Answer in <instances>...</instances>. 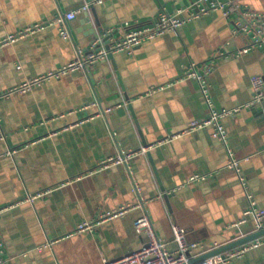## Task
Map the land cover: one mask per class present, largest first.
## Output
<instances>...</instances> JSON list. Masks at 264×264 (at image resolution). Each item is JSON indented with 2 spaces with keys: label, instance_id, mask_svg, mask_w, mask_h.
Here are the masks:
<instances>
[{
  "label": "crops",
  "instance_id": "0c3cea01",
  "mask_svg": "<svg viewBox=\"0 0 264 264\" xmlns=\"http://www.w3.org/2000/svg\"><path fill=\"white\" fill-rule=\"evenodd\" d=\"M89 2L0 0V41ZM191 2L103 0L68 22L71 40L63 39L59 24L53 23L2 44L0 94L76 60L101 28L150 24L164 8L174 14ZM241 3L264 14V0ZM120 37L121 30L114 35ZM248 42L247 35L233 34L221 11H213L144 42L131 55L120 52L4 97L0 238L11 264H104V259L120 260L140 250L148 240L134 226L142 208L93 233L77 232L83 220L135 202V184L170 250L176 248L173 225L202 244L201 256L253 234V221L240 224L249 205L240 177L264 209V103L246 106L253 99L252 77H264V49L235 56ZM190 63L213 65L208 82L215 110L244 106L222 120L226 143L206 128L158 144L210 115L199 82L184 75ZM155 144L150 155L132 158L129 166L104 163L121 151ZM229 150L240 161L239 172L228 167ZM196 174L211 175L187 184ZM229 264H264V244Z\"/></svg>",
  "mask_w": 264,
  "mask_h": 264
},
{
  "label": "built area",
  "instance_id": "2783aa9c",
  "mask_svg": "<svg viewBox=\"0 0 264 264\" xmlns=\"http://www.w3.org/2000/svg\"><path fill=\"white\" fill-rule=\"evenodd\" d=\"M242 1L243 0H192L189 6L183 10H178L174 14L168 12L166 8H164L159 13L157 19L150 24L142 22H125L122 26H120V28H109L105 30L104 35L112 36L109 48L103 46L101 49H97V46L103 43V37L98 36L93 40L88 51H78V58L76 60L70 62L55 72L33 78L9 92H6L5 94H0V101L4 97L13 93H25L34 85L40 84L52 77H59L77 70H86L98 61L110 60L111 56H114L117 53L126 52L131 55L134 50L144 42L154 40L168 32L177 31L186 23L213 11H221L224 14L232 26L233 34L242 33L248 36V44L239 48L235 52V56H243L255 49H264V14L248 10L242 5ZM101 2H103V0H91V2L83 4L79 8L68 12L66 15L59 16V18H57L54 22L47 21L29 26L25 28V30L20 31L18 34L10 35L0 41V45L22 38L28 34H32L47 25H52L53 23L59 24L60 35L63 39L71 40L72 35L68 27V22L77 18L79 14L87 13L92 5ZM184 12L185 15H183ZM120 30L121 37L115 39V33ZM212 71L213 65L210 63L204 64L201 68H198L196 63H190L185 67L184 73L186 78H194L199 82L203 96L210 105V115L207 118L189 122L182 132L174 136L164 138L158 144L171 142L180 136L196 133L206 128H211V135L213 138L226 143L227 133L222 120L244 106L237 107L233 110L227 109L222 111H218L213 108L210 97V85L208 82V76L212 73ZM251 83L253 87V99L251 104H247L246 106L254 105L256 103H264V77L261 75L253 76ZM156 90V88H153L148 93H154ZM109 111H111V109L106 110V112ZM0 139H5V136L1 135ZM155 146L156 144L146 145L136 151H121L116 157H110L104 163L106 166L117 164L129 166L132 158L140 155H147L148 152ZM239 163L240 161L235 158L233 152L229 150L228 167L239 172ZM210 175L211 174L193 175L188 179L187 184L204 180ZM240 178L242 185L247 192V199L249 203L248 207L244 211L240 224L253 221L255 223V233L264 229V209L258 207L254 196L248 192L246 178L242 176ZM134 192L136 194L135 202L122 205L112 211L102 212L97 218L93 220H83L78 225V233H93L102 224L115 218L123 217L134 208H142L144 210L143 214L134 221V226L137 233L147 236L148 240L145 246L120 260L104 259V264H229L232 260L241 258L247 252L259 248L264 244L263 235L235 248L197 260V258L201 256L198 253V250L203 248L202 244L190 241L180 226L173 225V241L176 244V248L174 250H170L168 248V243L159 238L157 235L154 224L145 210V201L140 196V190L136 184L134 186ZM160 197L162 198V195H160ZM31 200H33V197H31ZM0 264H11V259L7 256L5 251V242L1 238Z\"/></svg>",
  "mask_w": 264,
  "mask_h": 264
},
{
  "label": "water",
  "instance_id": "95a60500",
  "mask_svg": "<svg viewBox=\"0 0 264 264\" xmlns=\"http://www.w3.org/2000/svg\"><path fill=\"white\" fill-rule=\"evenodd\" d=\"M90 21H91L90 17L87 16L85 22L88 23V24H91ZM95 33H96L95 30H93L92 34H95ZM98 35L103 37V41H102L103 43L99 44L97 46V49L99 50L103 46H105L106 48H109V46L111 44V38H112V36H104L105 35V30H103L102 28L98 30ZM113 57L114 56H111L110 59H113ZM148 155H150V154H148ZM263 235H264V229L263 230H260L258 232H255V233H253L251 235H248V236H245L243 238H240L238 240H235V241H233V242H231V243H229L227 245H224V246H222V247H220V248H218V249H216V250H214L212 252H209L207 254H204V255L198 257L197 260H201V259H204V258L213 256V255H215L217 253L224 252L226 250L235 248V247H237V246H239L241 244H244L246 242H249V241H251V240H253V239L257 238V237H261Z\"/></svg>",
  "mask_w": 264,
  "mask_h": 264
}]
</instances>
